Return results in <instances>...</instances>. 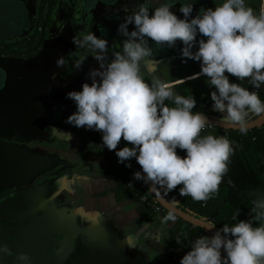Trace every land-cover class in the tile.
Returning <instances> with one entry per match:
<instances>
[{"label":"clouds","instance_id":"1","mask_svg":"<svg viewBox=\"0 0 264 264\" xmlns=\"http://www.w3.org/2000/svg\"><path fill=\"white\" fill-rule=\"evenodd\" d=\"M171 5L162 3L151 12L144 3L131 11L122 6L125 17L117 31L125 39L120 49L111 53L107 39L92 31L72 36L77 50L88 49L99 67L89 70L91 83L84 82L81 90L66 93L76 105L66 122L101 132L103 145L116 150L118 163L131 167L128 161L134 157L142 172L135 171L133 178L148 183L153 191L167 193L180 186L182 196L207 202L228 176L233 144L226 136H201L210 121L204 113L193 111L195 98L178 94L175 84L158 76L146 82L141 66L152 55L149 39L168 47L180 41L181 59L199 61L200 73L196 75H206L214 86L210 92L213 109L246 135L249 118L264 116V100L258 91L264 85V6L256 13L246 0H221L215 8L193 17L189 2L181 4V18L170 10ZM129 24L134 25L131 31ZM63 26L61 23L59 29ZM86 58H71L72 68L80 69ZM68 62L69 56H59L55 64L64 68ZM226 73L239 81L247 79L253 90L230 82ZM55 77L53 73L51 79L55 81ZM121 139L131 146L117 149ZM177 149L186 154L180 156ZM254 207L262 210L255 220L251 215L238 219L237 212L231 225L215 228V222L207 221L208 228L215 231L192 240L180 264H264V199ZM176 219L174 209L169 208L162 223ZM176 241L180 244L182 240ZM0 251L9 253L6 246H0ZM19 260L27 264L28 257L21 254Z\"/></svg>","mask_w":264,"mask_h":264},{"label":"water","instance_id":"2","mask_svg":"<svg viewBox=\"0 0 264 264\" xmlns=\"http://www.w3.org/2000/svg\"><path fill=\"white\" fill-rule=\"evenodd\" d=\"M5 1L8 0H0V3ZM30 2L27 0V6L33 20L35 10ZM116 2L119 1L57 0L47 35L31 57L0 55V183L4 184L0 192L8 189V193L17 194L15 202H2L1 207L8 209L10 222L15 224L7 234V239L11 240L9 254L16 258L18 254H26L27 264H144L128 239L120 240L119 234L98 218L70 205L64 183L70 168L63 159L51 158L49 152L80 128L66 122L76 111L75 102L67 98L66 93L81 90L84 82L91 83L89 70L99 67L88 49L77 50L72 36L92 31L107 39L109 53L116 50L119 26L116 25ZM59 12H63L62 16ZM36 16L37 20L42 17L43 25L45 15L36 12ZM61 23L64 24L62 30L59 29ZM22 27H13L17 32L16 40L8 36L0 38V42H15L33 34L32 27L25 33ZM81 55L87 58L80 69L72 68L71 58ZM59 56H69L64 68H57L55 64ZM153 60L160 63V59ZM53 73H56L55 81L51 79ZM207 117L215 127L237 130L225 119ZM263 125L264 116H257L249 122V130ZM258 169L233 153L228 176L220 184L225 188L226 200L236 205L245 202V210L240 207V211L254 218L262 211L254 207L255 202L264 199V186H259L264 174L260 167ZM151 195L167 211L174 209L176 216L209 235L217 228L209 229V220L170 206L157 191L152 190ZM18 238L22 252L13 241ZM45 248L50 252L34 256V251L44 252Z\"/></svg>","mask_w":264,"mask_h":264},{"label":"crops","instance_id":"3","mask_svg":"<svg viewBox=\"0 0 264 264\" xmlns=\"http://www.w3.org/2000/svg\"><path fill=\"white\" fill-rule=\"evenodd\" d=\"M8 1L19 3V5L21 4L18 0ZM46 1L31 0L30 6L35 10V19L31 20L27 0H23L21 5L24 7L23 15H26V20L24 19L25 21L21 23L23 25L21 28L23 33L31 27V32H34L36 27L42 23H38V20L42 17L37 20L36 12L40 13L41 5L43 4L45 6ZM55 5L56 3L54 4V8ZM262 6H264V0H261V8ZM40 15L42 16V14ZM16 34L17 32L15 30L13 35L7 33L6 36H0V38L11 36L13 37L11 38L12 40H16L14 37ZM185 67L179 74L176 73L174 76L178 79L177 83H179V85L175 84V92L181 95L190 93L189 95L193 96L195 94L210 93L215 90L214 86L208 83V77L206 75H196L200 73V68L194 69L189 65ZM226 75L229 76L230 80L231 74L226 73ZM244 81L246 82V79ZM230 82L233 81L231 80ZM198 100L196 102L200 103V107L195 108L193 110L194 112L204 109L210 104L211 99H205L203 97ZM167 103L171 104L170 101ZM211 107L214 110L213 105ZM256 117L255 115L251 116L249 122ZM217 118H222L219 112H217ZM205 135L221 136L216 130L202 131L201 136ZM229 140L233 144L234 153L248 160L247 154L242 152L239 144L231 138V135ZM126 144L128 142L121 139L117 145V149L124 147ZM128 146L130 147L131 145L128 144ZM49 152L51 158L63 159L64 164L70 168V171L64 178L70 205L79 212L87 213L92 217L98 218L105 226H108L113 232L118 233L120 240L128 239L131 246L136 250V254L144 259V264H166L168 252L170 254L176 253L180 261L183 255L190 250L181 247V243H177L178 245L174 248H168L166 240L170 233L183 230L184 236L190 235L189 246L191 241L198 236L209 235L200 227L201 230L197 228L198 226L188 223L178 216L174 223L171 221L167 224L162 223V217L166 215L167 210L158 203L163 210L161 212H153L148 204L142 202L140 199L138 194L142 193L141 190H132L126 187L125 182L127 180L128 167L124 163L117 162L116 150H109L103 145L101 132L80 127L78 131L72 134L70 139L62 142L57 147L50 148ZM177 152L182 157L186 154L184 150L180 149H177ZM144 185V192L150 197L155 198L151 195L152 190L149 189L148 184L144 183ZM178 187L167 193L161 189L158 193L170 206L198 217L194 209L191 211L187 207L182 206V202L187 197L180 194ZM219 187L225 191L224 187L221 185ZM224 202L230 204L225 197Z\"/></svg>","mask_w":264,"mask_h":264},{"label":"flooded vegetation","instance_id":"4","mask_svg":"<svg viewBox=\"0 0 264 264\" xmlns=\"http://www.w3.org/2000/svg\"><path fill=\"white\" fill-rule=\"evenodd\" d=\"M57 0H48L45 2V6L43 4L41 5L42 8H40V14L45 15L43 20V25L41 24L39 27H41L40 31L34 30L33 34L26 36L29 37V40L21 39L15 42H0V55L3 56H15V57H22V58H28L31 57L39 48L42 40L47 35L48 27L51 23L50 16L52 13V9L54 8V4ZM119 2H116V25L123 22V19L125 17V12L122 8V6L126 5L131 11L134 7L137 5L144 3L145 6H148L150 8V12L152 8H155L159 6L162 3H169L172 4L170 6V10L174 12L178 17L183 16V14L180 12L181 4L184 3H192L193 4V11L191 13V16H196L197 14L202 13L203 10L208 8H215L216 5L221 3V0H118ZM55 2V3H54ZM246 3L248 6L252 7L256 13L260 12L261 8V0H246ZM52 5V7H49ZM63 12H59V15L62 16ZM102 15L99 16V18ZM38 27V26H37ZM36 27V28H37ZM129 31L134 29V25L129 24L128 25ZM204 38L198 36L197 39ZM125 39L123 36H121L118 31L116 32V50L120 49V43L122 40ZM149 46L152 49V55L150 57H146L144 63H142L141 66V74L144 76V79L146 82L151 83L153 76H158L161 80L173 82L174 84H178L177 80L174 76L176 73L179 74L182 69H185L186 65L191 66V68L197 69L201 68L199 61H194L192 59L185 58L186 62H184L181 59V48L183 47L182 43L180 41L176 42L175 47H168L166 44L164 46H160L158 44H155L149 39ZM196 50V47L194 46L193 51ZM153 58L156 60L160 59V63L157 61H154ZM178 70V71H177ZM174 72V75H173ZM264 126V125H263ZM262 126V127H263ZM261 128V127H260ZM247 138V137H246ZM1 140V139H0ZM237 142V141H236ZM238 143V142H237ZM243 144H239V147L242 149V152L247 154L248 160L244 159L246 163H248L251 167L255 168L256 170L260 167L262 174H264V130L258 133V137L253 136L249 139V142L243 141ZM244 154V155H245ZM245 157V156H244ZM259 170V169H258ZM264 177V176H263ZM261 176L260 178V185L264 186L263 184V178ZM0 187H4L3 183H0ZM14 190V188H12ZM17 194L16 193H8V189H4L0 192V246H6L9 247V242L11 240L7 239V234L9 228L15 226L14 223L10 222V216L9 211L7 208H3L2 202H10L17 200ZM19 202V201H18ZM236 207V209L239 212L238 219H247L250 214L241 212V210H245V202H241L240 204H233ZM244 206V207H242ZM22 215V214H21ZM254 220L255 218L251 216ZM14 219V217H13ZM20 238V237H19ZM18 240L14 239L13 241L17 242V247H21L20 239ZM20 252H22L21 249H19ZM18 250V252H19ZM38 251V250H37ZM49 253V248H45L44 252H36L34 251V256H38L41 253H45V255ZM22 254V253H21ZM21 255L18 254L17 258L14 257L11 254H4L2 251H0V264H15V263H21L19 260V257Z\"/></svg>","mask_w":264,"mask_h":264},{"label":"trees","instance_id":"5","mask_svg":"<svg viewBox=\"0 0 264 264\" xmlns=\"http://www.w3.org/2000/svg\"><path fill=\"white\" fill-rule=\"evenodd\" d=\"M49 7H52V5H50ZM40 22H38V23H40ZM231 80L233 82L240 83L244 87H247L250 91L253 90L251 88L252 85L249 84L247 79H246V82L245 81H239L238 78L231 75L230 81ZM258 91H259L260 98L262 100H264V92L262 90H258ZM189 94H186V95H189ZM195 95H197V96H195ZM195 95H193V97L197 101H199L198 99H201L203 97L205 99L210 98V93H204V94L201 93L199 95L198 94H195ZM202 95H203V97H202ZM212 105H213V101L210 100V104H208L204 109L200 110V112L204 113L206 116L217 117V111L212 110V107H211ZM263 130H264V126L261 128H253V129L249 130L246 135L238 134L237 130H229V132H230L231 138L242 145L243 141L249 142V139L251 137H253V136L258 137V133H260ZM179 187H178V189H179ZM185 197H187V198L182 202L183 207H187V209H189L191 211H193V209H194L196 211L195 212L196 215L199 218H202V219L211 218V219H213V222H215V224H216L215 226L217 228L221 227L223 223H228L229 225H231V224L236 222L232 219V217L235 213L238 212V210L236 209V207L234 205L227 204L226 202H224L225 191L221 187H219L218 192L215 193L212 196V198H210L207 202L195 201L190 196H185ZM148 206L152 209L153 212H155L149 204H148ZM197 228L199 230H201L199 227H197ZM176 239L182 240L181 241V247H185L187 250L190 249V246L188 244L189 240H190V235L184 236L183 230L177 231L176 233H170V235L168 236V238L166 240V245L168 246V248H174L178 245L176 242ZM170 255H171L170 252H168L166 264H168V261H169L168 259L170 258Z\"/></svg>","mask_w":264,"mask_h":264},{"label":"built area","instance_id":"6","mask_svg":"<svg viewBox=\"0 0 264 264\" xmlns=\"http://www.w3.org/2000/svg\"><path fill=\"white\" fill-rule=\"evenodd\" d=\"M36 30L37 31H40L41 30V27L38 26L36 28ZM24 39L29 40V37H25ZM258 90H262L264 92V85H262L261 88L258 89ZM205 103H207V102H205ZM197 107H200V103L199 102L198 103L196 102V105L193 108V110L195 108H197ZM213 130H216L221 135L226 136L227 138H230V132H229L228 129L218 128V127H215V126H213L211 124H209V126L205 130H203V131H213ZM238 134H240L239 131H238ZM128 163L131 164V167H128L127 180L125 182L126 187H128L129 189H132V190H141L142 193L141 194H138V195H139L140 199L142 200V202L149 204L153 208V210L155 212H161L163 209L158 204V202L156 201V199L150 197L149 195H147L144 192L145 185H144L143 181H141V180H135L133 178V173L135 171H141L142 172V169H141L140 165L138 164V162L136 161V159L133 157V158H131L128 161ZM129 184H131L132 186H129ZM207 220L213 221V219H207ZM168 264H180L179 257H178V255L176 253H172L170 255Z\"/></svg>","mask_w":264,"mask_h":264},{"label":"rangeland","instance_id":"7","mask_svg":"<svg viewBox=\"0 0 264 264\" xmlns=\"http://www.w3.org/2000/svg\"><path fill=\"white\" fill-rule=\"evenodd\" d=\"M0 11H2L0 12V36H6L7 33L9 35H13L15 31L13 27L22 25L21 23L26 20H24L25 16L23 15V8L21 4L19 5V3L12 1L2 2L0 3ZM16 28L18 29V27ZM8 29L10 30L7 31Z\"/></svg>","mask_w":264,"mask_h":264}]
</instances>
